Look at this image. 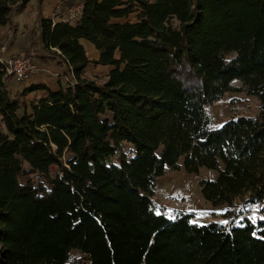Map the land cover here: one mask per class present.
<instances>
[{"label":"trees","instance_id":"obj_1","mask_svg":"<svg viewBox=\"0 0 264 264\" xmlns=\"http://www.w3.org/2000/svg\"><path fill=\"white\" fill-rule=\"evenodd\" d=\"M32 1L0 0V34ZM35 4L21 56L66 67L68 84L13 95L0 61V264H79L73 250L89 264H264V219L248 216L264 215V0H84L74 25ZM90 64L109 73L87 77ZM235 81L260 113L213 129L207 108ZM182 168L217 172L200 187L224 223L158 208V179Z\"/></svg>","mask_w":264,"mask_h":264},{"label":"rangeland","instance_id":"obj_2","mask_svg":"<svg viewBox=\"0 0 264 264\" xmlns=\"http://www.w3.org/2000/svg\"><path fill=\"white\" fill-rule=\"evenodd\" d=\"M33 61L39 65V72L29 81L23 83L17 82L19 85L28 84V87H30L31 85L44 84L53 90H57L60 86L65 87L68 84L64 72L61 76H58L48 66L42 64L39 59L33 58ZM52 65L50 64V66ZM108 73L109 68L94 67V65L90 64L85 72V76L100 81ZM12 80L14 79L12 78ZM232 88V91L227 92L220 101L207 108V113L212 119L213 129H219L231 118L239 116L253 117L260 113L259 100L256 97L247 96L243 92L240 82L235 81L232 84ZM28 95L29 99H24L25 106H28L36 97L42 96L43 92L29 93ZM22 113L23 111L20 112V114ZM121 149L128 157H134L131 145L123 143L121 144ZM52 172L56 174L57 168H52ZM216 177V171L206 168L200 169L198 174H188L183 168L179 171L168 170L157 182L155 200L158 208H161V211H164L169 217L188 211L190 212L189 214L193 215L192 223L200 226L215 222L216 218L222 222L223 210L226 208L213 207L210 203L204 201L200 187L201 180L214 179ZM29 179H23L22 182L26 183ZM257 218L254 217L253 219ZM70 257L71 259L76 258L79 264H89L88 258L78 250H73Z\"/></svg>","mask_w":264,"mask_h":264},{"label":"crops","instance_id":"obj_3","mask_svg":"<svg viewBox=\"0 0 264 264\" xmlns=\"http://www.w3.org/2000/svg\"><path fill=\"white\" fill-rule=\"evenodd\" d=\"M64 0H43V15L46 17H53L55 21H57L56 15L60 14V10L58 9L59 5ZM36 18V4L35 0L30 2L26 9L18 15L14 22L17 25V32L13 33L9 29H6L4 32L0 34V59L5 62H10L17 56H21L25 53L29 52L31 43H32V32L34 28V22ZM81 45L84 47L87 56L90 60H98L99 53L96 51L95 47L86 40L80 41ZM43 55V54H42ZM50 64H53L50 66ZM46 66L51 69L54 74L61 76L63 72L66 70V67L59 66L55 62L50 61ZM62 79V78H61ZM44 83V82H39ZM28 87V84L19 85L15 80L9 82V88L11 89L13 95L20 93ZM29 99V95L25 98V100ZM222 208L226 206H221ZM227 209V208H226ZM226 209L223 210V213L226 212ZM186 214L190 212L186 211ZM263 214L258 212L257 206H252L249 208L248 216L252 219L254 217L261 218ZM215 222H219V219L216 218ZM239 222V219L236 223ZM224 223V221H223Z\"/></svg>","mask_w":264,"mask_h":264},{"label":"built area","instance_id":"obj_4","mask_svg":"<svg viewBox=\"0 0 264 264\" xmlns=\"http://www.w3.org/2000/svg\"><path fill=\"white\" fill-rule=\"evenodd\" d=\"M83 2L84 0H78L74 6L64 10L55 17L57 20L74 25L82 14ZM0 61L2 60L0 59ZM8 64V74L19 83L29 81L40 70L39 65L29 57H18ZM262 218L264 219V215H262Z\"/></svg>","mask_w":264,"mask_h":264},{"label":"snow or ice","instance_id":"obj_5","mask_svg":"<svg viewBox=\"0 0 264 264\" xmlns=\"http://www.w3.org/2000/svg\"><path fill=\"white\" fill-rule=\"evenodd\" d=\"M226 223V222H225Z\"/></svg>","mask_w":264,"mask_h":264}]
</instances>
